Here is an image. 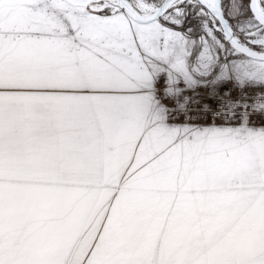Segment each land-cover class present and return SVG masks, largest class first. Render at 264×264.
Returning <instances> with one entry per match:
<instances>
[{
  "label": "snow or ice",
  "instance_id": "snow-or-ice-1",
  "mask_svg": "<svg viewBox=\"0 0 264 264\" xmlns=\"http://www.w3.org/2000/svg\"><path fill=\"white\" fill-rule=\"evenodd\" d=\"M0 264H264V0H0Z\"/></svg>",
  "mask_w": 264,
  "mask_h": 264
}]
</instances>
